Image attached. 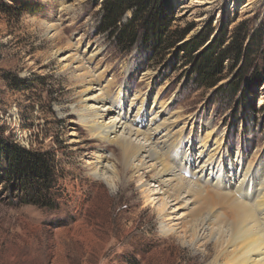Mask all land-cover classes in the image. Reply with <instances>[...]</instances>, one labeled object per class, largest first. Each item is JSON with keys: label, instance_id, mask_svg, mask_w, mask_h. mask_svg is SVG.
Masks as SVG:
<instances>
[{"label": "rangeland", "instance_id": "obj_1", "mask_svg": "<svg viewBox=\"0 0 264 264\" xmlns=\"http://www.w3.org/2000/svg\"><path fill=\"white\" fill-rule=\"evenodd\" d=\"M159 2L170 11L168 29L188 31L175 46H162L153 57L137 47L121 52L96 32L102 0H0V137L45 153L54 169L50 193L44 197L46 192H40L37 202L29 203L20 182L6 176L0 158V264L212 260L211 245L195 250L182 244L180 233L167 238L162 224L166 215L174 214L175 201L167 199L160 212V196L154 192L162 185L151 179V172H124L118 150L97 142L80 122L74 110L107 81L108 97L127 89L115 109L133 119L140 105L135 123L156 121L160 128L155 138L181 140L182 162L177 160L175 171L195 170L194 179H210L211 169L232 159V184L238 183L247 161L255 165L257 178L264 177V0ZM47 22L55 25L49 32ZM240 28V36L248 29L243 44L250 43L248 63L241 68V61L225 59L223 65H234L223 70L218 83L240 79L233 98L216 93L217 85L191 86L188 59L212 43L228 44ZM202 30L207 38L200 49L184 55L180 43ZM65 54L82 58L99 81L90 85L88 78L78 77L75 61L67 60L62 68ZM98 149L114 153L118 179L112 187L90 175ZM183 213L186 220L189 209Z\"/></svg>", "mask_w": 264, "mask_h": 264}, {"label": "bare ground", "instance_id": "obj_2", "mask_svg": "<svg viewBox=\"0 0 264 264\" xmlns=\"http://www.w3.org/2000/svg\"><path fill=\"white\" fill-rule=\"evenodd\" d=\"M54 28L51 22L46 23L47 32ZM61 60L62 68L68 64L67 60L75 61L74 68L79 71L77 76L88 78L90 85L99 81L94 80L92 71L77 55L65 54ZM109 85L107 81L100 92L98 88V94L84 99V103L73 110L78 113L80 122L93 139L106 144L107 148L118 150L124 172H137L140 169L151 172V179L162 185L160 190L154 192L160 196V212H164L168 205L167 199L175 201L174 214L166 215L168 220L162 224L167 238L180 233L182 244H189L195 250H204L211 245L214 254L209 264H264V177L257 178V170L253 169L255 165L247 161L235 185L231 183L229 175L234 170L232 159L224 164L220 161L213 170L211 166L208 173L210 179H194L198 177L192 176L195 170H189L192 175L184 173L181 168L175 171V165L179 164L177 160L180 161L181 157V140L170 143L166 139L155 138L160 128L156 121L150 125L144 124L146 126L135 123L140 105L133 119L122 113V109H115L121 106L127 89L119 90L121 94L111 98L107 96ZM156 117L151 116V119ZM103 150H94L97 164L90 175L112 187L113 180L118 179L114 153L110 150L109 154H104ZM237 163L239 166L240 161ZM162 196L166 198L162 199ZM187 208L189 217L185 220L182 218Z\"/></svg>", "mask_w": 264, "mask_h": 264}, {"label": "trees", "instance_id": "obj_3", "mask_svg": "<svg viewBox=\"0 0 264 264\" xmlns=\"http://www.w3.org/2000/svg\"><path fill=\"white\" fill-rule=\"evenodd\" d=\"M98 12L96 32L104 33L114 48L121 52H129L137 47L143 54L153 52L154 57L159 48L175 46L188 31V28L168 29L170 11L159 0H102ZM127 12H130L128 17L125 15ZM240 34L241 28L234 33L228 44L221 46L220 43H212L201 53L196 52V56H192V53L198 51L205 42L206 31L202 30L180 43L179 48L183 54L192 56L188 59L191 86L210 88L217 85L216 93L221 97L233 98L240 89V79L218 83L223 78V70L229 66L233 68L234 65H230V62L223 65L225 59L233 63L241 61V68L248 63L250 43L243 46L248 29L243 36ZM0 158H3L8 179L20 182L27 202L35 204L40 192H46L44 197L50 193L54 169L45 153L33 152L0 137Z\"/></svg>", "mask_w": 264, "mask_h": 264}]
</instances>
